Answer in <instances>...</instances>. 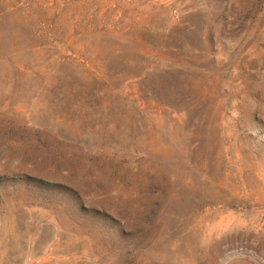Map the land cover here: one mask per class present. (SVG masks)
Wrapping results in <instances>:
<instances>
[{
	"label": "rangeland",
	"instance_id": "1",
	"mask_svg": "<svg viewBox=\"0 0 264 264\" xmlns=\"http://www.w3.org/2000/svg\"><path fill=\"white\" fill-rule=\"evenodd\" d=\"M0 264H264V0H0Z\"/></svg>",
	"mask_w": 264,
	"mask_h": 264
}]
</instances>
